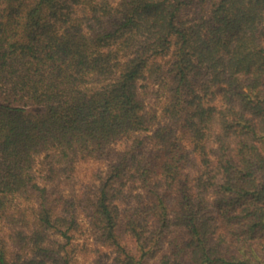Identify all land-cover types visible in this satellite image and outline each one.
Returning a JSON list of instances; mask_svg holds the SVG:
<instances>
[{"label":"trees","instance_id":"trees-1","mask_svg":"<svg viewBox=\"0 0 264 264\" xmlns=\"http://www.w3.org/2000/svg\"><path fill=\"white\" fill-rule=\"evenodd\" d=\"M41 157L106 167L63 204ZM21 197L37 228L0 264H73L77 211L112 264H264V0H0V218Z\"/></svg>","mask_w":264,"mask_h":264},{"label":"rangeland","instance_id":"rangeland-1","mask_svg":"<svg viewBox=\"0 0 264 264\" xmlns=\"http://www.w3.org/2000/svg\"><path fill=\"white\" fill-rule=\"evenodd\" d=\"M199 10V7L185 10L181 15V20L190 24L202 16L207 17V10L204 13L199 12ZM141 84L143 85L141 90L146 100V110L150 113L157 112L160 115L166 101L164 91L151 80H143ZM128 143L129 140L123 139L113 144L111 147L113 154L124 150ZM42 161L43 157L39 158V162L35 166L37 181L41 186L49 188L52 198H56L61 194L63 204H68L69 200L76 198L86 186L95 184V176L106 167V162L103 160H79L69 177L63 175L49 180L46 177L49 174L48 165L43 164ZM35 204L34 201H28L21 197L0 218V230L9 242L13 243L12 251L14 253L21 252V250H18L21 249V241L16 239L19 232L31 233L37 228L33 210L37 206ZM76 215L78 230L73 238L75 249L73 264H112L114 254L111 249L97 242L89 222L80 211H77ZM52 240L64 241L59 236H52Z\"/></svg>","mask_w":264,"mask_h":264}]
</instances>
